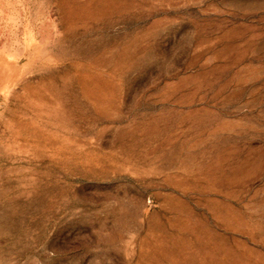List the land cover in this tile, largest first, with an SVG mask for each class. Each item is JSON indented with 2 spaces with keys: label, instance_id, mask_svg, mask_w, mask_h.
I'll use <instances>...</instances> for the list:
<instances>
[{
  "label": "rangeland",
  "instance_id": "374dc122",
  "mask_svg": "<svg viewBox=\"0 0 264 264\" xmlns=\"http://www.w3.org/2000/svg\"><path fill=\"white\" fill-rule=\"evenodd\" d=\"M0 264H264V0H0Z\"/></svg>",
  "mask_w": 264,
  "mask_h": 264
}]
</instances>
